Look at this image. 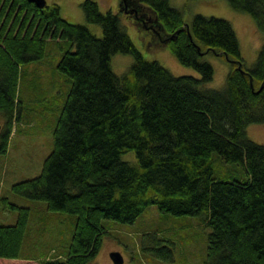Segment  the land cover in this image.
Listing matches in <instances>:
<instances>
[{
    "label": "trees",
    "instance_id": "trees-1",
    "mask_svg": "<svg viewBox=\"0 0 264 264\" xmlns=\"http://www.w3.org/2000/svg\"><path fill=\"white\" fill-rule=\"evenodd\" d=\"M136 1L146 22L125 16L150 34L153 47L167 45L199 78L174 76L157 60L143 58L118 13H102L93 0L81 7L86 21L102 28L100 37L64 19L57 4L47 1L39 9L27 0H0V153L7 152L21 118V66L42 59L49 41L72 46L57 61L70 87L52 132V151L38 176L13 184L11 191L44 201L50 212L72 214L75 222L65 259H23L29 208L3 198L1 205L17 218L0 225V264H87L101 246L103 219L130 224L151 205L172 216L203 215L211 228L203 264H264V145L245 129L264 123V0H226L251 15L263 33L251 68L245 67L231 22L201 14L185 22L170 0ZM114 53L134 59L121 76L111 69ZM209 53L230 65L221 90L202 87L212 79L213 67L203 60ZM127 150L136 155V165L121 158ZM214 153L238 165L244 178L216 165ZM152 240L143 250L170 261V242Z\"/></svg>",
    "mask_w": 264,
    "mask_h": 264
},
{
    "label": "rangeland",
    "instance_id": "rangeland-1",
    "mask_svg": "<svg viewBox=\"0 0 264 264\" xmlns=\"http://www.w3.org/2000/svg\"><path fill=\"white\" fill-rule=\"evenodd\" d=\"M57 4L61 16L74 24H82L96 36L102 35V28L88 23L84 18L81 3L85 0H47ZM102 13H118L121 24L132 43L139 49L143 58L157 60L174 76L191 75L199 78L193 67L182 65L165 45L153 47L149 33L139 31L138 27L120 11V0H93ZM172 7L178 8L189 22L196 14L220 17L231 22L240 47V54L246 68H251L262 46L263 33L259 32L251 15L230 7L226 0H170ZM72 49L69 41H49L46 55L37 62H28L21 66V78L18 83L20 103V121L13 125L9 137L7 152L0 153V225H12L17 214L1 205L5 198L10 203L29 208L25 238L20 258L46 259L67 257L68 245L72 237L74 216L69 213L50 212L46 203L30 200L11 191L13 184L41 173L45 157L52 151V132L67 96L70 82L65 74L57 71L58 58L62 53ZM111 69L118 75L128 71L133 63L131 55L114 53ZM204 61L213 67L212 79L203 84L206 89L221 90L225 86L226 75L230 69L228 62L220 55L208 54ZM5 118L0 113V126ZM246 135L253 142L264 145V123L246 126ZM124 161L136 165V155L132 150L123 152ZM216 165L234 169V178H244L238 165L221 162L213 154ZM104 233L98 254L87 264H115L110 254L115 251L123 256V264H203L206 260L208 233L211 228L200 216H172L160 213L155 205L148 207L133 223H122L103 219ZM152 238L167 240L171 244L173 256L170 261L152 256L143 248L152 246Z\"/></svg>",
    "mask_w": 264,
    "mask_h": 264
},
{
    "label": "water",
    "instance_id": "water-1",
    "mask_svg": "<svg viewBox=\"0 0 264 264\" xmlns=\"http://www.w3.org/2000/svg\"><path fill=\"white\" fill-rule=\"evenodd\" d=\"M28 2L34 4L37 8L42 9L47 5V0H27ZM120 6V12L124 13L127 16H133L135 19H138L142 22H146V16L144 14H141L142 12V6L137 3L136 0H120L119 3ZM151 20H149L150 22ZM156 32V30L154 29ZM157 33V32H156ZM167 36H164L162 39L163 42L168 41ZM226 59L228 60V57L226 56ZM111 260L115 264H123V256L122 254L118 252H111L110 254Z\"/></svg>",
    "mask_w": 264,
    "mask_h": 264
}]
</instances>
